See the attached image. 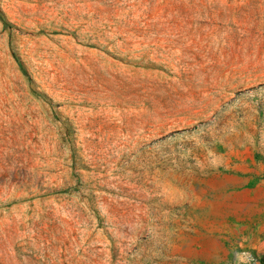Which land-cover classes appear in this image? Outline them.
Segmentation results:
<instances>
[{
  "label": "rangeland",
  "instance_id": "374dc122",
  "mask_svg": "<svg viewBox=\"0 0 264 264\" xmlns=\"http://www.w3.org/2000/svg\"><path fill=\"white\" fill-rule=\"evenodd\" d=\"M245 149L264 0H0V264H264L194 223Z\"/></svg>",
  "mask_w": 264,
  "mask_h": 264
},
{
  "label": "crops",
  "instance_id": "0c3cea01",
  "mask_svg": "<svg viewBox=\"0 0 264 264\" xmlns=\"http://www.w3.org/2000/svg\"><path fill=\"white\" fill-rule=\"evenodd\" d=\"M248 158L245 149V187L216 189L209 197H195L199 242L224 245L222 261L231 257L234 248L258 243L264 233V164L248 162Z\"/></svg>",
  "mask_w": 264,
  "mask_h": 264
},
{
  "label": "built area",
  "instance_id": "2783aa9c",
  "mask_svg": "<svg viewBox=\"0 0 264 264\" xmlns=\"http://www.w3.org/2000/svg\"><path fill=\"white\" fill-rule=\"evenodd\" d=\"M249 255L248 253H245V250L240 252V256L242 257V259H244L245 261V256ZM245 263V262H244Z\"/></svg>",
  "mask_w": 264,
  "mask_h": 264
}]
</instances>
